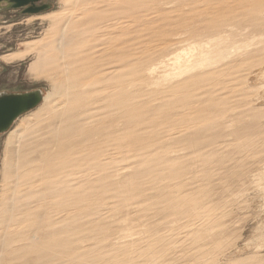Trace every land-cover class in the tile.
<instances>
[{"label": "bare ground", "instance_id": "6f19581e", "mask_svg": "<svg viewBox=\"0 0 264 264\" xmlns=\"http://www.w3.org/2000/svg\"><path fill=\"white\" fill-rule=\"evenodd\" d=\"M174 1L177 2V0ZM81 2L85 3L83 4V14L89 13L88 19L90 22L98 21L99 24H102L101 27L104 30L119 32V35L124 34V37L125 33L130 30L131 22L134 23V28L131 27L133 31H141V27L144 28L143 26L147 25L146 22L150 20L148 18L154 19L158 16L161 21L167 23L163 24V22H160L162 23L160 27L150 28V35L155 38L156 42L153 46L151 45L152 51L148 50L146 52L147 49H144L143 55L137 53L139 56L131 57L132 55H129L128 49H126V54L124 48L127 44L122 45L124 51L122 49V51H119L120 53L117 51L120 48L115 49L116 51L114 50L115 52L112 53L110 52L111 50L108 51V48L107 53L110 52L111 54L107 56V61L104 62L106 66L110 65L108 69H105V67L101 69L99 65L100 69L94 71V57L90 54L80 55L69 48V44L64 41V35L67 32L65 26L61 29L62 32L59 34L56 45H54L55 43L52 45V42H46L43 38L27 43L22 50L1 56L3 62L12 63L34 52L35 57L27 68L29 74L31 77L38 78L45 74L46 70L42 67L50 65L51 69L49 70L56 75V88L53 87L55 90L58 89L62 92V94L60 93L62 101L60 103L57 102L56 106L52 105L47 110L49 123L43 126L41 130H34L35 133L41 131L35 135L34 142L30 140L22 141L16 135V130L10 132V136L6 141V154L8 157L3 162V171L7 174L9 180L2 188V200L0 201V217L7 213L5 220L0 218V220H4V225L2 224L3 227L0 230V264H28L29 262L33 264H135L134 259L126 255L122 247L116 246L122 237L115 236L113 227L103 223V215L97 214L93 216L96 214L94 213L92 218L84 220L85 216L88 217L92 214L88 213L93 212L88 201L89 198H94V174L97 176L96 181L103 182V188H111L120 192L122 200L124 198L130 200L138 199L146 190L153 189L155 190V195L151 199L154 200L158 208L167 210L172 216L186 215L188 218L190 216L193 219H200L202 213L196 208L195 200L183 196L180 192V186L172 185L171 182V184L167 182L165 184L162 183V185L156 183L158 179L160 181L162 178H158L159 176L181 177L184 173L183 166H180L181 162H175L173 160L175 157L170 158V155L174 152L169 151V145L174 136L165 131L157 139L149 140V135L146 131V126L153 124L156 116H160L161 120L169 127L175 124L173 118L185 119L190 115H187V113L191 112H185V110H190L192 107H194V110L197 109L195 108L197 107L196 101L194 103L190 101L191 97H195V95L192 96L191 90L200 88L202 85L209 87L208 85L210 84L212 86L213 79L216 75H220V71L208 69V65L203 70L199 67H190L186 63L181 64L180 62L184 61L179 59L180 52L178 51L179 53H177L175 50H178V46L184 40H179V38L176 40L175 38L183 36L182 34L184 33L182 32H188L189 36L197 37L196 40L198 38L200 40H202L201 38H207L212 43L217 41L219 43L224 42V45L226 44L227 46L228 43L231 44L229 38H232V29L243 27L240 26L242 24H244V27L246 26L245 28L248 27L251 33L253 31L254 34L259 32L261 33L260 35H264V14L262 13L264 11V0H236L238 6L244 8V10L240 11L242 12L240 14H236L238 12L237 8L228 5L227 2H218L216 7H211L206 11L195 12V17L188 16L187 10V14L181 13L175 19L169 18V20L165 15L167 13L164 12L165 14H163L162 5H166L163 4V0H100L103 3L102 5L109 9L108 11L96 12H94V8L89 6L94 3V0H83ZM168 13L170 14V11ZM98 16H101L100 20L96 19ZM43 17L50 19L55 27L60 22V16L54 12L46 13ZM194 18L198 19V23L189 26V20ZM245 28H242V30ZM93 29L91 28L90 30ZM248 29H246V32L249 31ZM72 31L74 29L70 31L71 34H73ZM79 33V31L74 32V34ZM134 33L132 32V34ZM238 34L235 36H238ZM254 34H251V36ZM119 35L120 39L121 35ZM135 37L138 36L136 35ZM115 38L117 39V37ZM117 41L119 43L121 40ZM185 41L183 43L187 45ZM112 43L109 44L111 45ZM183 43L181 46H183ZM128 45L127 47H129ZM104 46L103 48L107 49ZM135 46L132 48H135ZM200 46L202 45L200 44ZM204 46H208V44ZM145 48L148 47L145 46ZM167 49H174L172 50L174 52L170 50L172 52L170 60L173 61L171 64L175 66L173 67L175 70H173L174 72L172 71L170 79H167L168 75L167 77L165 76L166 78L164 77L163 82H168L166 86H161L164 83L159 86L156 82L155 76H157V73L155 72L159 70L158 68H161L158 66L159 64L167 63L165 60L168 59L167 57L171 53ZM141 50L139 49V51ZM246 51H244V54L247 53ZM167 52L168 54H166ZM183 54L185 55V53ZM250 54L249 56L255 61L258 59H255L256 57L254 58ZM186 57L187 55L183 56V59ZM242 57L244 58V56ZM248 58L250 57H247L246 60ZM88 61H90L92 67L91 74L88 75L99 73V76L97 75L98 77L96 76L97 78L92 79L90 83L85 78L87 72H84L85 68L83 67ZM261 62L264 63L263 61ZM229 63H225L227 68L232 66V61ZM99 64L101 63L99 62ZM164 66L161 69H164ZM247 66L249 65L247 64ZM253 66L256 67L257 65ZM169 67V70L172 69ZM262 68L264 69V67ZM49 70L47 71L50 72ZM94 84L98 85V88H96L98 91L100 90V93L97 94V97L99 95L97 99L99 106L107 111L105 112L111 119L108 122L109 124L114 125V122L118 121L117 123L120 127L118 126L117 130L112 129V127L109 128L107 124L94 126L95 102L94 98H91L94 93L91 96L93 89H85L86 86H93ZM198 92L204 97L211 95V90L208 88ZM97 101L96 103H98ZM179 104H181L184 111L175 109L180 106ZM208 104V107L210 106L212 109L216 110L218 108L215 102L209 101ZM252 110L254 111V109ZM241 115L243 118V114ZM248 116L249 118L254 117L255 112L248 113ZM240 118L239 114L233 117L231 126H238L241 122ZM222 125V122L216 124L214 120L211 127L219 128ZM183 131L178 138L185 141L190 147L197 144L205 147L210 145L209 142L212 141L204 140L202 129L201 131ZM96 133L99 134L97 142L94 141V134ZM16 137L18 138L15 142V149L11 153L12 156H10L13 158L11 161L7 147ZM105 142L115 145L113 146L114 148L119 144L124 149L120 151L121 153L132 150L134 151V156H121L122 160L127 158L128 163L120 168L114 167V161L109 156L113 152L115 154L116 151L108 154L102 150L101 146L94 149L95 145H102ZM172 143L175 144L174 142ZM109 147L111 148L110 145ZM129 151V154L132 153V151ZM178 151L181 150L179 149ZM94 157L96 158L95 162ZM129 159H132V161L129 162ZM201 160L205 162L206 158L202 157ZM158 168L160 172H158ZM128 169L130 170L127 172L126 170ZM143 177L146 180L142 184L139 180ZM100 199L96 198V202L99 200V204ZM105 241H108V245H97L98 242L105 244ZM105 250L114 253L106 254Z\"/></svg>", "mask_w": 264, "mask_h": 264}, {"label": "rangeland", "instance_id": "374dc122", "mask_svg": "<svg viewBox=\"0 0 264 264\" xmlns=\"http://www.w3.org/2000/svg\"><path fill=\"white\" fill-rule=\"evenodd\" d=\"M81 1L83 0H46L45 3L49 4L50 8L37 13H23L21 8H12L11 4L8 2L0 3V95L7 93H22L34 89H40L44 94V100L37 107L21 115L15 120L8 131L0 134V201L2 200V188L9 180V177L3 171V162L5 158L7 159L8 157L6 154V141L10 136V132L16 130V135H18L22 141L30 140L34 142L35 135L41 132L38 131L35 133L34 130H41L43 126L49 123L47 119V110H49L52 105L56 106L62 101V92L58 89H54V87L56 88V75L49 70L51 69L50 65L42 67L46 70L45 74L38 78L31 77L29 74L27 68L31 60L35 57L34 52L12 63L3 62L1 56L6 53L22 50L27 43L43 38L46 42H52V45L54 43V45H56L63 26L66 27L65 29L67 31L65 33L66 36L64 35V41L69 44V48L74 52H78L80 55L90 54L94 57V71L100 68L103 69V67L108 69L110 65L106 66V63H104L107 61V56L119 48L121 50L119 49L117 51H122L124 48L123 46L126 44H129V47L126 45L124 48L125 51L124 49L123 51L127 54L126 49H128L129 55L135 57L139 56L137 53L143 55L142 52L145 51L144 49H147L146 52H148V50L152 51L151 48L156 42L154 40L155 38L150 35V28L160 27L162 25L160 22L163 21H161L160 17L157 16L154 19L148 18L150 20L146 22V27H141V31H133L132 28H134V23L131 22L130 30L125 33L124 37V34H120V36L119 32L104 30V28L101 27L102 24H99L98 21L90 22L88 19L89 13L83 14V4L85 3ZM170 1L171 0H163V4L166 5H162L163 14H168H165L168 20L169 18L175 19L177 15L181 13H188V16L193 17L195 12L202 10L206 11L211 7H216L218 2H227L228 5L237 8L238 12H236V14H240L242 13L240 11L244 10V8L238 6L236 0H177V2L172 0L169 4ZM102 4L100 0H94V3L89 6L94 8V12L103 10L108 11L109 8ZM169 11L170 14L168 13ZM49 12L57 13L60 16V22L58 21L59 24L57 23L56 27L52 24L50 19L43 17ZM262 13L264 14V11ZM96 19L100 20L101 16H98ZM64 23H66V25H64ZM165 23L163 22V24ZM197 23L198 19L194 18L189 20L188 25H195ZM240 26L243 27L232 29V38H229L231 44L228 43L227 46L226 44L224 45V42L219 43L217 41L216 43H212L207 38H201L202 40L198 38V40H196L197 37L189 36L188 32H182L184 33L182 34L183 36L175 38L176 40L178 38L179 40H186L185 42L187 43L186 45L183 41V46H181V43V45L178 46V50H175L177 53H182L183 51V53H185V55L183 53L180 55L179 53V59L184 61L180 62L181 64L186 63V65L190 67H199L203 70H205V67L208 65V69H213L217 72L220 71V75L218 74L219 77L216 75V79H213L212 86L207 84L211 88L202 85L204 86L203 88L200 86V88L191 90L192 96L195 95V97H191L190 101L193 103L196 101L195 104L197 107L195 108L197 109L194 110V107H192L190 110H185V112H192H188L187 115H190L185 119L175 117L173 118L175 124L169 127L161 120L160 116H156L155 122L146 126L149 140L157 139V137L161 136L165 131L174 136L172 142L175 144L171 142L172 145H169V151L174 152H171L170 158L175 157L173 160L177 163L181 162L180 166L184 168V173L181 177L159 176L158 178L162 177L160 179L161 182L158 179L156 183L162 185V183L165 184L169 182L168 184L172 183V185L180 186V192L183 196L195 200L196 208L202 213L200 219H193L190 216L188 218L186 215L172 216L167 210L158 208L154 200L151 199L155 195V190L153 189L146 190L138 199L130 200L124 198L122 200L120 192L112 190L110 187V189L103 188V182L96 181L97 176L94 174V198L91 197L88 201L93 212L88 213L92 214L88 217L85 216L84 220L86 218H92L97 214H100V216L103 215V223L113 227V234L115 236L122 237L116 246L122 247L126 255L134 259L135 264H264V69L262 68L264 67V63L261 62H264V35H260L261 33L259 32H257L258 34L256 32L254 34L253 31L251 33V30H249L248 27L245 28L246 26L244 27V24ZM91 28L94 29L90 30ZM242 28L245 29L242 30ZM72 29H74V31H72L73 34L70 33ZM246 29L254 35L251 36L249 31L246 32ZM75 31H79L80 33L74 34ZM132 32L137 33L132 34ZM234 33L239 34L235 36L236 34L234 35ZM244 33H246V35H244ZM136 35L138 37H135ZM103 36L105 37L103 38ZM115 37H117V39ZM105 38L111 39L106 40ZM117 40L125 41V43H121L120 41L119 44ZM109 43L112 44L110 45ZM202 43L204 45L208 44V46H204ZM133 44L134 46L137 44L135 48H132L134 47ZM200 44L202 46H200ZM103 46L107 47V49L103 48ZM114 46L117 47L112 48ZM145 46L148 48H145ZM139 49L142 50L139 51ZM107 50H111V53H107ZM170 50L172 51L174 49H167L168 52H171ZM244 51L247 53L244 54ZM168 52L166 54H168ZM172 52L169 53L168 59L165 60L167 63L158 65L163 68L166 64L164 69L158 68L159 70L155 72L157 73V76H155L157 79L156 82L159 86L162 83L164 84L161 86H166L168 82H163L164 77L168 75L167 79H170L171 73L175 70L173 68L175 66L171 64L173 61L170 60ZM239 53L242 54L240 55ZM248 53L252 55V57H256L255 59H258L255 61ZM186 55L187 57L184 58V60L183 56L185 57ZM242 56H244L245 59ZM247 57L250 58L246 60ZM229 61L230 63L232 61L231 65L233 67L229 66L231 68L225 66V63L228 64ZM99 62L101 64H99ZM247 64L249 66H247ZM99 65L100 68L98 67ZM169 65L172 66L169 67ZM253 65H257V68ZM83 67L85 68L84 72H87L85 74L87 82L90 83L92 79H96L99 76V73L88 75L91 74L92 70L90 61L86 62ZM168 67L172 68L170 69L171 71ZM128 77L130 76L128 75ZM88 86H86L85 89H93L91 96L94 93V96H90L94 98L95 102L94 126L98 124H107L109 128L112 127V129L117 130L119 126L117 123L118 121H115L114 125L109 124L108 122H110L111 119H109L106 113L107 111L101 109L99 106V102L97 101L99 97V95L97 97V94L100 93V90L98 91L97 89L98 85L94 84L93 86ZM207 88L211 90V95L208 97H204V95L198 92ZM197 92L199 95H197ZM96 101L98 103H96ZM209 101L217 104V111L210 108V106L208 107ZM179 105L180 106L175 109L184 111V109L182 110L181 104ZM252 109H254V111ZM205 111L208 112L205 113ZM219 112L222 113L219 114ZM252 112H255V116L249 118L248 113ZM238 114L241 118V114H243V118H240V124L235 127L231 126V120ZM184 120L185 122H183ZM214 120L216 124L222 122L223 125L219 128L211 127L212 121ZM190 124L195 125L191 126ZM163 127L165 128L162 129ZM193 130L201 131L205 141L212 140L209 142L210 145L202 147V145L197 144L190 147L185 141L178 138L182 131L191 132ZM98 135L97 133L94 134V141L96 142L99 138ZM17 138L18 137L7 147V152H9L11 161L13 158L10 156H12L11 153L15 149ZM105 143H102V145H95L94 149L101 146L102 150L106 151L108 154L112 151H116L115 154L113 152L111 156L108 155L114 161H112L114 167L120 168L122 165L128 163V159L122 160L121 156H134V151L132 150H128L129 152L132 151L130 154L128 151H125V153L123 151V155L120 152L123 148H121L119 144L114 148L113 146L115 145H111L109 142ZM179 149L181 151H178ZM202 157L206 158L205 162L201 160ZM95 161L96 158L94 157V162ZM131 161L132 159H129V162ZM129 170L130 169L126 171L128 172ZM158 172H160L159 168ZM143 178L139 180L142 184L146 180V178ZM96 198L100 199V204L99 200L96 202ZM91 202L94 206L91 205ZM4 214L3 217L1 216L0 218L5 220L7 213L5 214L6 216ZM4 220H0L2 222H0V230L4 225ZM108 221L110 222L107 223ZM97 245H108V241H105V244L103 242H98ZM105 251L106 254L114 253L107 250ZM28 264L33 263L29 262Z\"/></svg>", "mask_w": 264, "mask_h": 264}, {"label": "water", "instance_id": "95a60500", "mask_svg": "<svg viewBox=\"0 0 264 264\" xmlns=\"http://www.w3.org/2000/svg\"><path fill=\"white\" fill-rule=\"evenodd\" d=\"M39 0H0L8 2L12 8H21L23 13H37L48 10L50 5H36ZM44 100L40 89L22 93H7L0 95V134L8 131L16 119L29 110L37 107Z\"/></svg>", "mask_w": 264, "mask_h": 264}, {"label": "flooded vegetation", "instance_id": "af4514ba", "mask_svg": "<svg viewBox=\"0 0 264 264\" xmlns=\"http://www.w3.org/2000/svg\"><path fill=\"white\" fill-rule=\"evenodd\" d=\"M46 0H39L38 2H36L37 6H40L42 4H45Z\"/></svg>", "mask_w": 264, "mask_h": 264}]
</instances>
